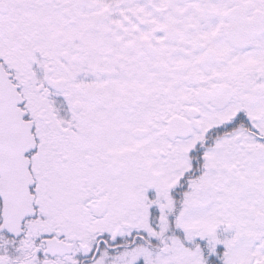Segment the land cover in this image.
<instances>
[{
	"label": "snow or ice",
	"instance_id": "snow-or-ice-1",
	"mask_svg": "<svg viewBox=\"0 0 264 264\" xmlns=\"http://www.w3.org/2000/svg\"><path fill=\"white\" fill-rule=\"evenodd\" d=\"M0 264H264V0H0Z\"/></svg>",
	"mask_w": 264,
	"mask_h": 264
}]
</instances>
